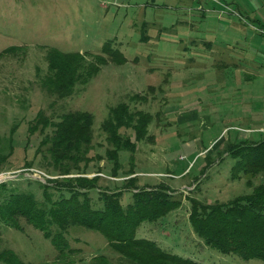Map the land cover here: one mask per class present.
<instances>
[{
    "label": "rangeland",
    "instance_id": "374dc122",
    "mask_svg": "<svg viewBox=\"0 0 264 264\" xmlns=\"http://www.w3.org/2000/svg\"><path fill=\"white\" fill-rule=\"evenodd\" d=\"M256 21L264 25V0H0V182L15 180L39 197L36 182L50 178L38 165L39 132L29 130L55 99L42 85L47 49L87 53V63L103 55L106 64L64 109L92 114L98 133L111 107L143 97L131 106L152 117V140L119 151L113 179L105 157L111 145L98 134L91 156L105 164L99 187L122 188L128 175L139 189L163 186L183 201L164 220L143 223L136 239L201 263L264 264L205 247L184 199L214 206L248 193L245 179L231 177L228 147L264 135V38ZM26 165L44 174L23 171ZM129 199L124 192L123 203ZM1 228L0 251L14 254L15 264H93L98 256L128 264L103 235L81 227L68 231L78 251L64 260L32 226Z\"/></svg>",
    "mask_w": 264,
    "mask_h": 264
},
{
    "label": "trees",
    "instance_id": "16d2710c",
    "mask_svg": "<svg viewBox=\"0 0 264 264\" xmlns=\"http://www.w3.org/2000/svg\"><path fill=\"white\" fill-rule=\"evenodd\" d=\"M108 48L106 44L104 54L109 53ZM7 51L12 52L9 48L4 52ZM89 56L47 49L48 72L42 85L55 99L45 111L38 113L29 130L39 132L38 165L50 178L36 182L39 197L12 184L15 180L0 182V226L16 231L32 226L50 241L62 260L66 254L78 251L69 245L66 236L70 229L81 227L103 235L118 257L128 264H209L163 250L153 241L136 239L135 234L143 223L151 226L180 209L183 201L177 200L173 192L163 186L139 189L134 184L135 178L128 175L122 181V188L99 187L105 164L100 166L91 156L97 147L95 139L103 134L105 144L111 145L105 153L106 165L110 177L116 179L120 169L119 151L133 153L136 142L152 140L148 133L152 117L131 106L134 102H145L143 97L135 101L140 96L111 107L98 133L93 129L92 114L66 111L64 101L84 89L108 60L103 55H93L94 60L87 63ZM113 58L122 60L118 55ZM228 154L233 159L232 179H245L248 193L214 206L184 196L191 203L188 221L205 247L223 256L264 262V135L233 144L228 147ZM23 169L34 170L30 165ZM8 184L13 187L9 188ZM124 192L130 193L127 203H123ZM2 235L0 231V244ZM93 259L100 260L93 264H109L104 256ZM17 260L7 250L0 251V262L15 264Z\"/></svg>",
    "mask_w": 264,
    "mask_h": 264
},
{
    "label": "built area",
    "instance_id": "2783aa9c",
    "mask_svg": "<svg viewBox=\"0 0 264 264\" xmlns=\"http://www.w3.org/2000/svg\"><path fill=\"white\" fill-rule=\"evenodd\" d=\"M258 32H259V34L260 35H262V37L264 38V28H260V29H258ZM29 171H33V170H29ZM34 171H36V172H40V171H37V170H34ZM41 174H43L42 172L40 173V175ZM45 175V174H44ZM45 177H46V175H45ZM47 178V177H46Z\"/></svg>",
    "mask_w": 264,
    "mask_h": 264
},
{
    "label": "crops",
    "instance_id": "0c3cea01",
    "mask_svg": "<svg viewBox=\"0 0 264 264\" xmlns=\"http://www.w3.org/2000/svg\"><path fill=\"white\" fill-rule=\"evenodd\" d=\"M260 26H262V25H260ZM264 26V25H263ZM250 45H251V43H250Z\"/></svg>",
    "mask_w": 264,
    "mask_h": 264
}]
</instances>
